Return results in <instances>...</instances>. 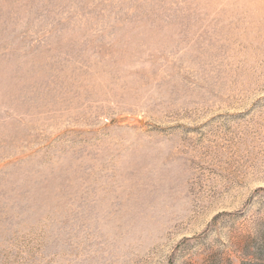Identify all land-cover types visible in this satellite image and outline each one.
Returning a JSON list of instances; mask_svg holds the SVG:
<instances>
[{
  "label": "rangeland",
  "instance_id": "374dc122",
  "mask_svg": "<svg viewBox=\"0 0 264 264\" xmlns=\"http://www.w3.org/2000/svg\"><path fill=\"white\" fill-rule=\"evenodd\" d=\"M0 264H264V0H0Z\"/></svg>",
  "mask_w": 264,
  "mask_h": 264
}]
</instances>
